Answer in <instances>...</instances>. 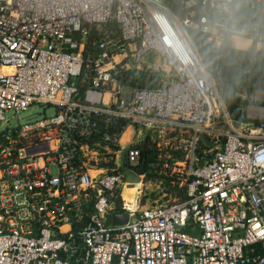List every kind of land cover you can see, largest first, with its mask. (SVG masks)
<instances>
[{"label": "built area", "instance_id": "built-area-1", "mask_svg": "<svg viewBox=\"0 0 264 264\" xmlns=\"http://www.w3.org/2000/svg\"><path fill=\"white\" fill-rule=\"evenodd\" d=\"M168 1L0 0V264H264V107L232 119L188 32L264 47V0ZM144 147L185 198L140 204Z\"/></svg>", "mask_w": 264, "mask_h": 264}, {"label": "trees", "instance_id": "trees-1", "mask_svg": "<svg viewBox=\"0 0 264 264\" xmlns=\"http://www.w3.org/2000/svg\"><path fill=\"white\" fill-rule=\"evenodd\" d=\"M234 16L237 22L248 14L251 5L257 0H233ZM169 7L180 20L185 17V11L177 0H169ZM188 32L194 42L197 52L205 67L211 73L218 92L222 98L227 112L232 119L238 117L236 107L242 101L237 97V92L246 91L252 94L255 90L264 91V49L257 48L255 41L248 49L236 48L231 43V38L225 36L222 43L216 47L207 36L197 29L188 28ZM152 85V84H149ZM244 106L258 105L264 106V102L243 100ZM156 162L155 153L151 148L144 147L142 150V163L134 168L135 172L141 174L146 172V180L151 182L155 178L161 179V184L165 192L172 201L185 198L184 192L177 188L176 183H171V177L166 174H158V166H152ZM145 189L147 185H144ZM175 196H178L175 198ZM146 194L142 197L144 200ZM166 197V196H164ZM141 204V202H140ZM121 200H117L114 209L119 210Z\"/></svg>", "mask_w": 264, "mask_h": 264}, {"label": "rangeland", "instance_id": "rangeland-1", "mask_svg": "<svg viewBox=\"0 0 264 264\" xmlns=\"http://www.w3.org/2000/svg\"><path fill=\"white\" fill-rule=\"evenodd\" d=\"M232 45L236 48L240 49H248L250 46L246 48L242 47H237L233 41H231ZM264 49V47H262ZM159 66V60H157V57L153 55L152 53H148L145 55L141 62H140V70L141 72L145 74H149L154 72L157 67ZM127 91V90H126ZM242 94V96L240 95ZM244 94V95H243ZM237 97L240 98L243 102V100H248V101H256V102H264V91L261 90H255L252 94H248L246 91H239L237 92ZM238 104V106L242 105V103ZM264 107V106H262ZM54 113V108L47 106L43 107L39 104H32L29 106L26 110L19 112L17 115L12 112L8 111L5 113V120L2 122L3 126H14L17 124V117L20 122L25 121L26 119H30L32 117H38L43 114L51 115ZM215 142H219V140H214ZM210 143V142H209ZM217 145V144H214ZM134 191V187L132 186V189H129L128 191H124L123 189V195L126 198V200H135L132 198L131 193ZM165 190L162 187V184L160 182V179L155 178L151 182H148L147 188L145 189V194L146 197L145 199H141L140 202L141 204L144 205H151V204H159V203H165V202H171L172 200L170 199L169 195L167 194L166 197L163 194Z\"/></svg>", "mask_w": 264, "mask_h": 264}, {"label": "water", "instance_id": "water-1", "mask_svg": "<svg viewBox=\"0 0 264 264\" xmlns=\"http://www.w3.org/2000/svg\"><path fill=\"white\" fill-rule=\"evenodd\" d=\"M125 176L127 179L133 182H139V176L135 175L129 170L125 171ZM128 220V214L124 210H117L114 212H107L105 214V224L106 225H119L126 223Z\"/></svg>", "mask_w": 264, "mask_h": 264}, {"label": "crops", "instance_id": "crops-1", "mask_svg": "<svg viewBox=\"0 0 264 264\" xmlns=\"http://www.w3.org/2000/svg\"><path fill=\"white\" fill-rule=\"evenodd\" d=\"M231 41H234V40L231 39ZM240 43H242V45L241 46H237V47L246 48V47L250 46V44H251L248 40H242V41L240 40ZM247 106H248L249 111H250L251 110V107L249 105H247ZM256 112L259 114V116H263L264 115V111L263 110H258ZM126 189H130V187H127V188L125 187L124 190H126Z\"/></svg>", "mask_w": 264, "mask_h": 264}, {"label": "bare ground", "instance_id": "bare-ground-1", "mask_svg": "<svg viewBox=\"0 0 264 264\" xmlns=\"http://www.w3.org/2000/svg\"><path fill=\"white\" fill-rule=\"evenodd\" d=\"M128 131H129V130H127V131L124 133V135H123V139L127 137V135H128ZM126 188H127V187H126ZM130 189H132V187H131ZM128 190H129V189H126V190H124V191H128Z\"/></svg>", "mask_w": 264, "mask_h": 264}]
</instances>
